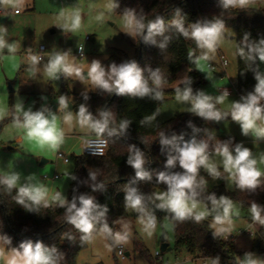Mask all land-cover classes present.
Returning <instances> with one entry per match:
<instances>
[{"label":"trees","instance_id":"1","mask_svg":"<svg viewBox=\"0 0 264 264\" xmlns=\"http://www.w3.org/2000/svg\"><path fill=\"white\" fill-rule=\"evenodd\" d=\"M239 3L241 0H233L230 6L225 7V0H114L113 9L116 14L126 15L131 11L145 28L135 32L137 39L131 58L115 50L108 55L102 67L107 74L112 64L119 66L134 62L150 92L144 96L120 95L99 87L96 94L75 96L74 102L70 103L72 112L79 117L80 107L87 109L86 115L91 117L88 123L90 132L93 136L106 139V153L102 157H74L75 165L67 191V203L63 207L59 203H53L47 207L26 210L16 203L15 188L9 192L5 186L0 185V239L8 251L19 249L22 243L30 242L35 246L39 242L46 248H55L53 255L56 264H76L78 253L87 246L92 234L98 231L102 232L114 247L113 235L118 230L115 225L116 209L121 203L128 204L127 194L131 189H135L136 195L140 196L142 201L140 210L147 212L148 219L154 217L155 222L168 220L171 223L175 253L185 250L193 260L198 259L200 255L211 258L230 256L231 239L226 241L224 234L215 235L209 218L199 222L194 216L176 218L167 208L158 207L161 202L156 196L158 190L168 191V185L158 179L161 173L172 175L184 172L178 161L175 167H166L167 159L178 153L171 144L162 141L175 138L176 145L182 146L195 140L197 143H205L206 150L215 151L221 143L212 133L214 120L205 119L192 112L158 123L157 113L166 98L177 97V90L182 93L186 88H191L195 95L204 84L195 71L196 55L189 45L191 37L184 36L178 30L175 23L177 20L182 22L183 28L189 33L193 25L203 27L218 21L224 25L222 34L226 30L233 31L237 44L236 88L244 96L254 94L257 84L255 76L259 73V58L258 54L250 49L259 46L264 40V8L238 7ZM157 18L164 21L165 30L162 34L146 40L147 25L155 22ZM141 36L142 46L139 48ZM241 49L243 55L240 54ZM40 63H44V60ZM182 68L189 70L182 84L169 89L156 87L154 73L159 76L160 84L170 86ZM115 93L103 119L104 107ZM62 95L65 98L71 95L65 82L62 85ZM216 108L221 111L217 104ZM35 112L34 110L33 113ZM224 117L231 118V114L225 113ZM105 120L107 124L104 131L98 133L93 125ZM121 124L126 126L121 128ZM1 129L2 123L0 132ZM137 152L144 160L141 169L143 178L137 177L136 170L128 163ZM217 171L220 176L213 177L210 173H205L202 166L199 168L196 185L192 190L194 195L190 194L191 199L196 203L212 206L210 197L218 201L223 196L248 209L255 203L261 207V215L264 216V175L260 177L261 183L255 189H241L229 173ZM93 175L95 179L92 178ZM206 178L220 181L231 179L232 190H227L223 184L205 188L200 181ZM81 196L91 197L96 205L92 213L96 217L94 228L87 240L82 238V232L67 222L68 204L75 201L79 207ZM105 226L110 231L105 232ZM132 244L133 251L141 255L147 264H155L140 238L134 237ZM252 252L264 254V224L260 222L253 240ZM223 263L228 264L227 261Z\"/></svg>","mask_w":264,"mask_h":264},{"label":"rangeland","instance_id":"2","mask_svg":"<svg viewBox=\"0 0 264 264\" xmlns=\"http://www.w3.org/2000/svg\"><path fill=\"white\" fill-rule=\"evenodd\" d=\"M245 8H264V0L251 1L245 0L237 5ZM114 0H0L1 17L5 20L0 23L4 29L0 32V37L9 46L15 44L16 50L9 51L8 47L0 49V123L2 129L0 132V153L6 157L3 164H10L16 169L19 155H24L34 161L41 159L48 161L43 166H37L40 176L37 177V183L44 186H54L49 204L58 203L52 199L56 193L66 200L67 191L70 184V177L74 170V157L82 155L81 146L65 139V134L70 130L80 137L84 135L80 130V117L74 112L63 109L59 105V98L62 95V85L65 82L71 95L66 97L67 102L73 103L75 96L83 94H96L99 86L94 85L87 76L88 67L91 62L98 60L101 65L107 59L112 51H120L125 56L131 58L134 54L133 45L136 43V33L130 30L125 24L126 15H119L114 12ZM19 13L16 16L14 11ZM78 10L81 18L80 27L72 31L63 27L65 23H70L67 17H61L60 13L66 15ZM190 49L196 55L195 71L198 78L204 81L200 91L213 97V102L221 96L218 93L219 88L230 87L231 83L236 87L237 71V44L234 39V32L224 31L218 42L215 51L208 52L206 48L197 46L196 41L190 40ZM81 46L84 58L79 60L77 57V48ZM43 47L44 63H38L35 66L31 64L30 57L37 55L38 49ZM208 52L209 59L204 60L202 56ZM57 53H67L68 59L74 65L82 68L84 79L80 80L75 76H66L62 72L57 73L58 79L47 77L45 67L50 58ZM218 54L223 55L227 62V77L221 79L212 69L207 68L208 62H218ZM199 69V70H197ZM258 70L261 76H264V61L258 60ZM184 73L181 72L177 77L176 86L183 82ZM205 77H208L207 79ZM157 88L165 89L169 86L156 84ZM233 102L243 101L237 96L226 97L222 103H216L218 108L224 113L231 114V104ZM21 106V111L17 112L16 106ZM53 106V108H51ZM191 104L187 101H179L177 97L166 98L160 106L157 113L158 123H163L173 117L181 114L192 113ZM43 112L46 118L51 119L53 115L57 118V126L63 133V143L55 150H51L47 145L41 146L35 141H29L26 138L24 129L17 127L16 120L23 121L24 112ZM66 116H70L71 124L66 125L62 130L61 121ZM6 118H12L7 120ZM258 126L264 127V121H257ZM72 128H74L72 130ZM212 133L218 137L221 146L227 144L229 151L235 156L237 145L241 149H248L251 153L250 159L257 161L255 167L264 173V136H258L249 131L244 134L240 124L233 121L232 118L223 117L221 120H214ZM23 136V142L16 143L15 137ZM232 144L235 146L232 147ZM13 148L9 150L8 148ZM207 151L208 162L216 167L217 170H224L223 158L217 154V151ZM61 153L69 159L68 164L57 159L56 155ZM38 156L39 159H36ZM203 167V166H202ZM205 173H209L207 168L203 167ZM228 173V172H226ZM230 174V173H229ZM56 175V179L54 176ZM58 183V184H55ZM214 185L223 184L227 190H232V180L225 179L218 183L212 178H206L205 188H212ZM164 193L158 190L156 196ZM161 203L162 201L159 200ZM200 208L206 210L209 215L211 228L215 235L224 234L231 239L232 248L230 256L217 257L213 260L217 264H239L246 257L264 264V254L252 252L254 237L259 228V222L253 220L250 209L241 207L235 203L236 213L231 216V224L216 225L214 217L222 213V208L206 206L197 203ZM115 225L118 230L113 235L114 247L110 245L105 235L98 231L93 233L87 246L82 249L76 258V264H147L143 257L133 251V238L138 237L142 240L149 256L155 264H203V260H193L190 254L185 250L175 253L173 251L174 235L172 225L168 220L162 223L155 222L151 230H146L148 218L147 212L134 209L127 203H121L116 209ZM143 221V222H142ZM218 228H224L225 231H217ZM250 228L252 236L247 234H238V231H244ZM225 232V233H224ZM117 234L125 236V240L117 243L115 237ZM167 244V251L161 253L160 246ZM0 239V264H5L6 256L11 252L3 249ZM122 247L124 258H118L116 247ZM160 253V260H155V253ZM127 254V256H126ZM210 261H208V264Z\"/></svg>","mask_w":264,"mask_h":264},{"label":"clouds","instance_id":"3","mask_svg":"<svg viewBox=\"0 0 264 264\" xmlns=\"http://www.w3.org/2000/svg\"><path fill=\"white\" fill-rule=\"evenodd\" d=\"M243 0H241V3ZM233 0H225V7L230 6ZM179 15V13H177ZM61 17H67L70 23H65L63 27L77 30L80 27L81 18L78 10L73 11L71 14L66 15L64 12L60 13ZM178 30L186 37L190 36L191 39L196 41L197 46L206 48L208 52L215 51L218 42L221 39V34L224 30L222 22H217L208 26L193 25L192 30L189 33L186 31L182 22L175 21ZM126 26L135 32L145 28V25L136 20L135 15L129 11L125 17ZM164 21L157 18L155 22L147 25L148 34L145 39H151L154 35L162 34L164 32ZM4 29L0 27V32ZM8 47L9 51L14 52L16 45H7L2 37H0V49ZM243 55V50H239ZM250 51H255L258 54L260 61H264V40L260 42L259 46L253 47ZM208 52L204 53L202 59L208 60L210 57ZM31 64L35 66L39 62V57L33 55L30 57ZM199 70V69H197ZM45 72L48 78L58 79L57 73L62 72L66 76H75L80 80L84 79L81 67L74 65L68 59L67 53H57L53 55L45 67ZM155 83L160 84V78L155 73ZM87 76L90 81L108 92L115 91L117 94H129L134 96H144L150 92L147 83L143 80L140 69L137 65L132 63H124L119 66L112 64L106 74L105 68L102 67L98 60L91 62L88 67ZM206 79L208 77H205ZM255 79L257 84L254 90V94H249L248 97L241 102H233L231 104V118L240 124L242 132L246 135L249 131L254 132L258 136H264V127L257 125V121H264V104L261 101L264 100V76L259 73L256 74ZM160 94L158 93L157 96ZM228 93L225 91L223 95L216 98L215 103L213 97L205 94L203 91L197 92L193 95L191 88H186L182 93L177 90V99L179 101H187L191 104L190 111L196 115L209 120H221L225 113H222L216 108V103H222ZM60 107L67 108V100L64 96L59 98ZM17 112L21 111V106H16ZM87 109L81 106L79 109V117L81 125L89 123L91 117L86 115ZM65 119H70V116H66ZM17 127L24 129L26 138L29 141H35L41 146L47 145L48 148L55 151L60 144L63 143V133L57 126V118L55 115L51 119L46 118L43 112H24L23 121L16 120ZM107 124V120L103 123L97 122L93 125L95 130L100 133L104 131ZM126 124H121V128ZM162 143L171 144L178 155L170 156L166 161V167L172 168L176 166L178 161L179 166L184 172L176 173L172 175H165L161 173L158 177L160 181L165 182L168 185V191L161 193L157 196V199L162 203L158 205L159 208H167L172 212L176 218L184 219L188 216H194V219L199 222L206 218L209 213L200 208L199 211H194L198 208V204L191 199V195L194 186L196 185V176L201 166L207 168L209 173L213 177L220 176L216 167L208 162L207 145L203 142L197 143L195 140L184 143L182 146H177L175 138L173 140H164ZM217 154L223 158L224 170L230 173V176L235 180L237 186L241 189H255L260 183V177L264 175L258 168L255 167L257 161L250 159V151L246 148L241 149L239 145L235 148V156L229 151L227 144H224L217 148ZM102 154V153H101ZM128 163L136 170L137 177L143 178L144 173L141 171L144 164V160L139 152L129 159ZM34 177H28L29 180ZM95 179V176H92ZM19 173L6 174L0 177V185L5 186L9 192L12 189L17 190L15 201L17 204L23 206L26 210H35L40 206L47 207L49 204V189L43 184H19ZM201 184L204 182L201 180ZM186 190H188L186 192ZM191 194V195H190ZM52 199L58 201L59 205L63 207L67 201L61 197L60 193H56L52 196ZM212 203L214 210L216 208H222V213L217 214L214 217L216 225H223L225 223L231 224V216L236 213L235 206L232 201L226 197H221L218 201L212 197ZM128 205L134 209H141V197L136 195V190L131 189L126 197ZM80 206L77 207L76 202L68 204L67 222L73 225L76 229L84 234L83 239L90 238V234L94 228L93 211L96 205L93 203L91 197L81 196L79 198ZM252 218L255 221L264 224V216L261 215V207L255 203L250 208ZM143 222V221H142ZM155 225V218L150 217L146 223V230H151ZM105 232L110 231L107 226L104 228ZM217 231H225L224 228H218ZM116 242H122L125 240V236L117 234L115 237ZM55 248L49 249L43 246L42 243L37 242L33 246L30 242L22 243L19 249H12L6 256L5 264H56L53 253ZM211 264H217L216 261H212ZM241 264H259L258 261L246 257Z\"/></svg>","mask_w":264,"mask_h":264},{"label":"built area","instance_id":"4","mask_svg":"<svg viewBox=\"0 0 264 264\" xmlns=\"http://www.w3.org/2000/svg\"><path fill=\"white\" fill-rule=\"evenodd\" d=\"M14 12L18 13L17 10H15ZM2 13L3 12H0V14H2ZM43 50H44L43 47H40L38 49V52L36 55L40 58L38 63H40L44 60V57L42 54ZM76 54H77V57L79 58V60H82L84 58L81 46H79L77 48ZM227 65H228V62H227L226 58L223 55L218 54V66H215L214 64L208 63L207 68L212 69V70H217L220 78L223 79V78L227 77ZM225 91L228 93L227 97L232 96V95H237L242 101H244L248 97V96H244V95L240 94L238 92L237 88L231 83V81H230V87H224V88L218 89V93L220 95H223ZM261 104H264V100L261 101ZM67 105H68V102H67ZM63 109H65V108H63ZM107 147H108V143H107L105 138L98 137V136H91V137H87V138L83 139L82 144H81V153H82V155L90 156V157H102L105 155ZM56 158L62 160V162L64 164L69 163V159L64 157L61 153H58L56 155ZM253 223H254V221L250 222V225H253ZM243 233L250 235V236L253 235L250 228H247L244 231H238V234H243ZM224 240L227 241V240H229V238L224 237ZM116 250H117L116 251L117 257L123 259L124 254L122 251V247L119 245L116 247ZM154 259L160 260V253L156 252L154 255ZM198 259L203 260V264H208V261H210L209 263L211 264L212 261H215V260H213L215 258H211L207 255H200ZM239 264H241V263H239Z\"/></svg>","mask_w":264,"mask_h":264},{"label":"crops","instance_id":"5","mask_svg":"<svg viewBox=\"0 0 264 264\" xmlns=\"http://www.w3.org/2000/svg\"><path fill=\"white\" fill-rule=\"evenodd\" d=\"M16 16L19 15V13H14ZM2 16V14H0V17ZM4 20H5V17H4ZM45 61V60H44ZM208 63H211V64H214L215 66H218V62H208ZM228 66V65H227ZM215 72H217V74L219 75L218 71L217 70H214ZM183 72L184 73V80L183 82L186 80L187 78V75L189 73V70L187 68H182V70L177 74L173 84L175 82H177V77L178 75ZM183 82H181L180 84H182ZM170 85L169 87L165 88V89H169V88H173L175 86ZM179 85V84H178ZM177 86V85H176ZM159 110V109H158ZM158 116V115H157ZM72 123V120L70 119H65V120H62L61 121V129L63 130L66 125L68 126V124H71ZM88 126V125H87ZM82 129L80 130L82 133H84V135H81L80 137H76L75 133H74V128H72L73 132L72 131H68L66 134H65V139L67 141H71L73 142L74 144H79L80 143V146L82 144V141L83 139L87 138V137H91L93 136L92 133L90 132V128L89 126L88 127H81ZM16 143H22L23 142V136L22 135H18L15 137V140H14ZM235 146V144H232V147ZM14 148V147H13ZM13 148H8L9 150H13ZM81 148V147H80ZM36 159H39L38 156ZM3 161H6V157L3 155V153H0V176H4L6 174H11V173H19L20 175V180H19V184H26V183H32V184H36L37 183V177L40 176V171L37 170V166H40L39 163H38V160L34 161L33 159H29L28 157L24 156V155H19V158L17 159L18 163L16 164V169H14V167L8 163L6 164H3ZM40 162V161H39ZM48 163V161H47ZM45 165V164H44ZM43 166V165H42ZM41 167V166H40ZM34 177L33 179L29 180L28 177ZM56 175L54 176V179H56ZM206 179H204L205 181ZM213 180H216V179H213ZM203 181V182H204ZM219 182H221L220 180H216ZM55 184H58V183H55ZM204 185V183H203ZM54 184L52 186V184L50 186H45L49 189V197H51L52 195V192L53 190L55 189L54 188ZM213 186H216L213 184ZM212 186V187H213ZM205 187V186H204ZM255 220H250V222H253ZM225 233V232H224ZM223 234V233H222ZM91 239V238H90ZM1 243L3 244V249L7 250L6 249V245L5 243L1 240ZM167 248H168V245H167ZM166 248V249H167ZM8 251V250H7ZM182 251V250H181ZM10 252V251H9ZM166 252V251H164ZM164 252H161V253H164ZM180 252V251H179ZM127 256V254H126ZM161 256V255H160ZM97 264H102V262H97Z\"/></svg>","mask_w":264,"mask_h":264},{"label":"water","instance_id":"6","mask_svg":"<svg viewBox=\"0 0 264 264\" xmlns=\"http://www.w3.org/2000/svg\"><path fill=\"white\" fill-rule=\"evenodd\" d=\"M3 21H4V17H0V23L3 22ZM141 46H142V36H141L140 39H139V48H141ZM115 95H116V93L110 98L109 102H108V103L106 104V106L104 107V110H103V113H102V118H103V119H104V113H105V111L107 110L109 104L113 101ZM51 108H53V106H52ZM67 109H68V111H72V105H71L70 103H68V105H67ZM9 148H10V147H9ZM46 163H47L46 160L41 159L40 162H39V165L42 166V165H44V164H46ZM166 248H167V244H162V245L160 246V251H161V252H164V251L166 250Z\"/></svg>","mask_w":264,"mask_h":264}]
</instances>
